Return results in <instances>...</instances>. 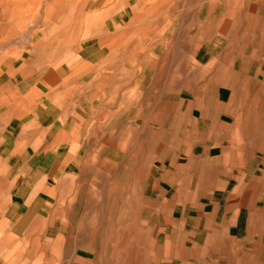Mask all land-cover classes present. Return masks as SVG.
<instances>
[{
  "label": "crops",
  "instance_id": "obj_1",
  "mask_svg": "<svg viewBox=\"0 0 264 264\" xmlns=\"http://www.w3.org/2000/svg\"><path fill=\"white\" fill-rule=\"evenodd\" d=\"M191 1L13 0L0 264H264V0Z\"/></svg>",
  "mask_w": 264,
  "mask_h": 264
},
{
  "label": "rangeland",
  "instance_id": "obj_2",
  "mask_svg": "<svg viewBox=\"0 0 264 264\" xmlns=\"http://www.w3.org/2000/svg\"><path fill=\"white\" fill-rule=\"evenodd\" d=\"M34 1L35 0H33V2ZM42 1H45V0H41V2ZM83 1L84 0H66V2H69L70 8H72L74 6L82 5ZM218 1L219 0H212L213 4L210 7L211 11H209V12H212V10H214L215 7H217L216 3ZM90 2H94V0H90ZM184 2L185 1H183V3ZM191 2L200 3L199 5H206V3H207L206 0H202V1L192 0ZM209 2H211V1H209ZM13 3H14L13 0H0V24L3 25L5 29H7L8 26H11L15 30L16 37L21 38L22 41L27 39L26 37L29 38L30 34H31L30 37L33 38L35 40V42L40 40L42 38V35L40 33H43L44 28L48 24V20H46V15L44 14V9H46V7L42 6L39 9L35 8V7H31V8H27L26 10H21L23 12H21L18 15V18H14L13 16L15 15V13L17 11L14 10L15 6L13 5ZM40 4L41 3H38L39 6H40ZM43 4H46V2H44ZM69 10L70 9L66 10V12L68 13ZM119 11H120V9H119ZM123 11H124V9H123ZM179 11H180V9H178V12ZM117 16L118 17H115V19H116L115 21L119 24V23H121L122 20H121L119 15H117ZM14 19H17V20H14ZM129 20H130V15H126L123 18L124 23H128ZM107 25L113 34L114 33L113 32V22L110 20L107 22ZM177 26L178 27H176L177 29H176L175 33H173V32L171 33L169 31H165V32L161 31V32H157L156 35L163 37V40H166L168 38H170L171 40L174 39L173 43L175 42L177 45H179V52L181 53V55H183L185 49L187 48V46L189 45L190 42L183 37V35L185 34L183 25L181 24V25H177ZM179 26H181V27H179ZM194 28L195 29H193V31L197 29V26H195ZM122 29H123V27H122ZM205 29H206V26H203L202 30L204 31ZM206 34H207V31H205L203 33V36H205ZM24 36H26V37H24ZM145 36H147V35L145 34ZM1 39H2V41L7 42L9 40L8 34L6 33L5 37L1 38ZM40 41H41V43L44 42L43 39H41ZM148 43H150V42H148ZM112 51H116V52H118L117 55L123 56V47L121 48L119 45L117 46V48L115 47L114 49H112ZM107 52L108 51L106 50V53ZM123 146H125V144H123ZM127 147L133 149L136 147V145L134 143H131V144L129 143V144H127ZM128 161H130V160L129 159H125V160L117 159L116 163L118 164L117 166H119V164L123 165V163L128 162ZM102 162H104V161L103 160H96V164L92 165V166L103 167V166L109 165V161H106L104 165L101 164ZM134 162H136V161H134ZM134 164L135 163H133L131 166H134ZM131 166H129V167H131Z\"/></svg>",
  "mask_w": 264,
  "mask_h": 264
},
{
  "label": "bare ground",
  "instance_id": "obj_3",
  "mask_svg": "<svg viewBox=\"0 0 264 264\" xmlns=\"http://www.w3.org/2000/svg\"><path fill=\"white\" fill-rule=\"evenodd\" d=\"M50 6V5H49ZM184 14H185V12H184ZM96 17V16H95Z\"/></svg>",
  "mask_w": 264,
  "mask_h": 264
}]
</instances>
